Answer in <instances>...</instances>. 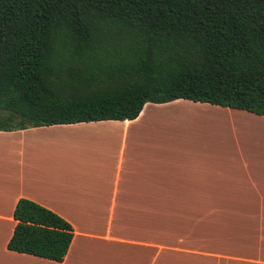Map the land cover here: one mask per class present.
<instances>
[{
  "label": "trees",
  "instance_id": "1",
  "mask_svg": "<svg viewBox=\"0 0 264 264\" xmlns=\"http://www.w3.org/2000/svg\"><path fill=\"white\" fill-rule=\"evenodd\" d=\"M175 99L264 118V0H0V130ZM12 219L8 250L62 260V217L18 198Z\"/></svg>",
  "mask_w": 264,
  "mask_h": 264
},
{
  "label": "crops",
  "instance_id": "2",
  "mask_svg": "<svg viewBox=\"0 0 264 264\" xmlns=\"http://www.w3.org/2000/svg\"><path fill=\"white\" fill-rule=\"evenodd\" d=\"M182 102L264 125L262 116L244 110L175 99L144 103L130 120L0 130V264H264L262 154L260 167L256 162L249 171L202 162V147L160 149L146 119ZM189 117L199 128L216 124ZM18 198L69 223L72 237L61 261L7 249ZM201 201L202 226L159 223L184 215L176 202Z\"/></svg>",
  "mask_w": 264,
  "mask_h": 264
},
{
  "label": "rangeland",
  "instance_id": "3",
  "mask_svg": "<svg viewBox=\"0 0 264 264\" xmlns=\"http://www.w3.org/2000/svg\"><path fill=\"white\" fill-rule=\"evenodd\" d=\"M152 111H161L153 114L155 118L146 119V123L158 131L160 149H166L168 143L176 151L199 150L202 147V162L215 163L222 169L228 165H246L250 167L249 171H256L259 154L264 158L263 149H259L261 144L264 146V125L256 120L226 113L203 112L202 107L185 102ZM195 115L213 118L216 124L208 126L207 122L206 126L199 128L198 122L189 117ZM244 122H253L258 128L254 127L248 132ZM176 210H181L180 213L184 215L160 217L159 223L202 226V201L176 202Z\"/></svg>",
  "mask_w": 264,
  "mask_h": 264
},
{
  "label": "bare ground",
  "instance_id": "4",
  "mask_svg": "<svg viewBox=\"0 0 264 264\" xmlns=\"http://www.w3.org/2000/svg\"><path fill=\"white\" fill-rule=\"evenodd\" d=\"M255 127H256V126H255ZM252 128L254 129V126H253ZM256 129H257V127H256ZM249 130H251V129H249ZM249 130H248V131H249ZM251 131H252V130H251ZM254 131H255V130H254ZM255 134H256V133H254V135H255ZM249 135H250V134H249ZM252 135H253V134H252ZM254 135H253V136H254ZM247 136H248V135H247Z\"/></svg>",
  "mask_w": 264,
  "mask_h": 264
}]
</instances>
